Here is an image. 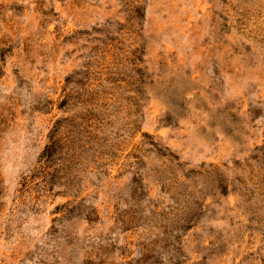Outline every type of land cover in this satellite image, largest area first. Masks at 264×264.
Listing matches in <instances>:
<instances>
[{"label":"rangeland","instance_id":"1","mask_svg":"<svg viewBox=\"0 0 264 264\" xmlns=\"http://www.w3.org/2000/svg\"><path fill=\"white\" fill-rule=\"evenodd\" d=\"M0 264H264V0H0Z\"/></svg>","mask_w":264,"mask_h":264},{"label":"bare ground","instance_id":"2","mask_svg":"<svg viewBox=\"0 0 264 264\" xmlns=\"http://www.w3.org/2000/svg\"><path fill=\"white\" fill-rule=\"evenodd\" d=\"M118 2H119V0H118ZM121 5H122V3H121ZM121 5H120V6H121ZM187 15H188V14H187ZM184 18H185V17H184ZM205 40H206V39H205ZM215 40H216V38H215ZM215 40H214V41H215ZM172 63H173V62H172ZM231 69H232V68H231ZM209 72H210V71H209ZM211 72H212V71H211ZM209 74H210V73H209ZM210 75H211V74H210ZM214 79H215V78H214ZM210 86H211V85H210Z\"/></svg>","mask_w":264,"mask_h":264}]
</instances>
